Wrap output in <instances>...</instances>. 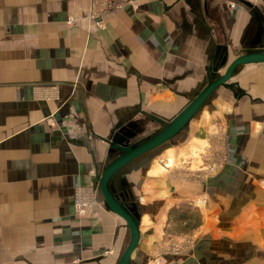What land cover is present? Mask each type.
Masks as SVG:
<instances>
[{"label":"crops","instance_id":"obj_1","mask_svg":"<svg viewBox=\"0 0 264 264\" xmlns=\"http://www.w3.org/2000/svg\"><path fill=\"white\" fill-rule=\"evenodd\" d=\"M88 8L0 0V264H117L131 232L99 191L120 154L111 142L148 139L234 58L264 50V0H133L101 28ZM211 97L184 138L109 182L139 222L130 264H264V63L239 65ZM218 128L225 166L172 176L171 163L201 167ZM80 187L93 191L81 216ZM192 232L187 251L169 253Z\"/></svg>","mask_w":264,"mask_h":264},{"label":"water","instance_id":"obj_2","mask_svg":"<svg viewBox=\"0 0 264 264\" xmlns=\"http://www.w3.org/2000/svg\"><path fill=\"white\" fill-rule=\"evenodd\" d=\"M247 63H264V50L249 51L234 58L222 74L211 78L207 85L169 123L164 124L148 139L133 144L130 140H134L138 134L130 132L111 142L112 146L120 151V154L105 167L102 175L98 178L99 191L108 208L126 221L131 232L130 241L117 264H130L131 255L140 241V227L137 217L110 190L111 178L134 159L159 148L177 135L208 102L212 93L230 81L236 68Z\"/></svg>","mask_w":264,"mask_h":264},{"label":"rangeland","instance_id":"obj_3","mask_svg":"<svg viewBox=\"0 0 264 264\" xmlns=\"http://www.w3.org/2000/svg\"><path fill=\"white\" fill-rule=\"evenodd\" d=\"M43 96L46 99H51L52 98L50 95L49 96H45L43 94ZM211 98L212 97H210L208 102L200 109L199 112L204 110L210 104ZM180 111L181 110H175L172 114L168 115V118H170V120H171L174 117V115L175 114L177 115V113H179ZM199 112L196 113L195 116L191 119V121H190L191 123L201 114ZM190 122L186 125L187 127L185 126L172 139L175 138L174 140H176L178 138H184V135H180V134L185 128L189 127L188 125H190ZM165 123H168V122H165ZM155 131L156 130H154V132ZM147 133H149V135H150V133H152V130L150 132H147ZM139 136H137L136 139H138ZM210 136H211L210 139L212 140L210 142H213L216 146H213V145H211V147L209 146V149H208L209 152L207 151V153H204V154L201 155V158H202V161L200 163L201 167H198V165H197V167H190L191 164H187V163H182V164H178V165H176V163H171V164H169L170 166L168 165L170 168H172L171 171H170L171 172L170 174L172 176H179V177H182V178L188 179V180H196V179L205 180V179L211 178L216 172L219 171V169L223 168L225 166V164H226V159L225 158H227V153H223V150L227 152L226 147H224L226 145V141H224V136L226 138V131L224 132V128H221V129L218 128ZM138 142H140V141L138 140ZM219 145H221L222 147L219 148ZM214 152H215V154H214ZM77 190H78V188H76L75 193L77 192ZM74 201H75V198H74ZM203 203H204V198H202V197L196 198V204L197 205H202ZM74 211L77 214L75 209H74ZM81 215H79V216H81ZM189 235L193 236V235H197V233L196 232H192V233L180 236V238L177 239V242H184L185 241L184 239H188L186 237L189 236ZM187 250H188V248L185 251H187ZM185 251H182V252H185ZM169 253H171V254H181V252L180 253L172 252V250L170 248V245H169Z\"/></svg>","mask_w":264,"mask_h":264},{"label":"built area","instance_id":"obj_4","mask_svg":"<svg viewBox=\"0 0 264 264\" xmlns=\"http://www.w3.org/2000/svg\"><path fill=\"white\" fill-rule=\"evenodd\" d=\"M133 0H89V8L87 17L94 27L101 28L105 25V16L108 13L118 11L128 4H132ZM72 21L70 18L69 22ZM93 203V191L84 187L78 188L75 193L74 209L78 215L85 212L86 208ZM191 240H185L184 242H171L170 248L172 252L180 253L186 250L190 244ZM169 250V248H168ZM162 254L158 253L156 255V263L162 261Z\"/></svg>","mask_w":264,"mask_h":264}]
</instances>
